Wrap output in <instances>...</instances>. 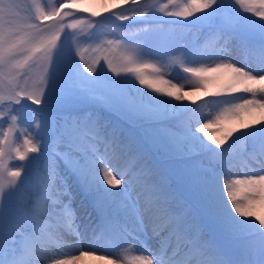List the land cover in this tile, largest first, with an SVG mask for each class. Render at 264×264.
Here are the masks:
<instances>
[{
	"label": "snow or ice",
	"instance_id": "1",
	"mask_svg": "<svg viewBox=\"0 0 264 264\" xmlns=\"http://www.w3.org/2000/svg\"><path fill=\"white\" fill-rule=\"evenodd\" d=\"M129 2L132 7L124 8ZM76 5L77 0H67L46 12L35 3L34 14L22 15L19 0H0V264H82L86 257L103 264H264V215L255 211L257 203L264 204V0L158 5L116 0L121 10L108 9L110 17L142 27L125 32L126 26L115 25L121 35L111 40L83 28L78 34L75 29L85 21L71 11ZM53 16L59 18L42 23ZM87 24L103 28L104 21ZM192 28L212 34L210 51L197 42L180 45L177 30ZM82 41L98 42L97 51L106 42L118 53L103 58L112 77L98 71L99 59L89 64L74 53ZM234 53L239 61L232 59ZM175 66L190 74L193 91L205 96L206 86L215 81L200 73L223 71L226 82L203 107L196 101L192 107L183 103L187 94L167 90L177 85L164 79V69ZM238 91L246 95H230ZM205 108L219 111L207 119ZM102 111L117 114L129 128L111 124ZM255 113L260 119L253 123L260 126L242 122L246 131L231 143L238 129L216 140L205 131L209 123ZM181 114H189L188 119L179 121ZM238 142L249 146L242 155L257 162L259 170L223 178ZM159 156L181 161L208 156L211 162L162 179ZM14 159L21 163H10ZM121 160L125 167L117 172L111 162ZM61 164L90 195L79 202L80 216ZM209 221L211 238L206 239ZM65 235L75 237L70 247L79 255L53 259L49 250L67 246ZM248 236L257 239L238 258L224 251L226 244ZM86 238L143 254L97 256L94 248L82 247Z\"/></svg>",
	"mask_w": 264,
	"mask_h": 264
},
{
	"label": "rangeland",
	"instance_id": "2",
	"mask_svg": "<svg viewBox=\"0 0 264 264\" xmlns=\"http://www.w3.org/2000/svg\"><path fill=\"white\" fill-rule=\"evenodd\" d=\"M160 1L163 0H148L149 3H153L155 2L156 4L158 3H162ZM30 11L32 13L30 14H34L35 13V8H33V6H30ZM158 14V13H157ZM255 19H259L254 17ZM171 19V18H169ZM193 19V18H192ZM180 20V19H177ZM109 22V21H108ZM114 22L115 20H110V23ZM183 22V21H181ZM142 27V25H138L139 28ZM135 28V29H136ZM193 31H197L198 33H189L188 38L189 40L186 41V43H192V42H197L200 45L204 46L205 48H207L209 51L211 49V46L213 44V36L211 33H209V31L207 29H199V28H192ZM100 31H98L97 29H94V33H97L98 35ZM100 40H111V39H116L113 38L111 36L105 37V36H99ZM234 42H237L234 39ZM93 44H95V46H90L88 48H78L76 50H74L75 52H79L81 55L84 56L85 60L89 63V64H95L96 60L99 59L100 63L96 65L98 71L101 72L102 75H107L109 77H111L113 75V73L111 74L110 71L107 70V66L105 65V61H104V57L108 56V57H112L114 55L115 52L110 51V46L105 42L102 45H100L101 50L97 51V47H98V42H92ZM73 59L76 61L77 64H80V60H79V56L75 55L73 56ZM232 59L234 61H239V57L235 55V53L232 56ZM212 61H208V64H211ZM208 64H205L204 66L207 68ZM101 65H103V67L101 68ZM192 67H200V64H192L189 65ZM239 66V63H238ZM107 70V71H106ZM166 75L164 76V79L166 80H171L173 84H176L177 87L174 88L176 93H178V95H188L187 100L183 101V103H187L192 107H196V105H200L201 107H203V102L206 100H210L211 97V93L212 92H216L219 91L221 86L226 82V74L223 71H205L200 73V75L202 77H205L207 79H211L214 80L215 83L214 84H209L207 85V89L209 92L208 96H205V92L204 91H193L192 88V80H191V76L190 74L187 73H183L182 70H179L178 66L172 67V68H166L164 69ZM34 72H38V69H34ZM159 87H166L165 85L161 84L158 85ZM171 86H167V90H170ZM144 91H150L143 89ZM155 95V93H153ZM230 95H235V96H240V95H246L242 92H236V93H231ZM163 99H168V97H161ZM192 101H196V105H193L191 102ZM175 103H181L180 101H174ZM29 104H31V102H29ZM33 108L37 107L36 105H32ZM97 110H100V106L97 105ZM218 109H214V108H205L204 109V114L207 117V119H213L215 114H218ZM211 113V115H210ZM101 114L103 115V117L109 121L110 123L115 122L116 126H122L124 128H129V126L124 122V120L118 116L117 114L114 113H110V112H106V111H102ZM188 115L189 114H181L178 117L179 121H184L188 119ZM207 119L204 120H200V122L196 123V127L199 128L202 126L203 123L207 122ZM253 118L252 116L250 117L247 114H241V117L238 119L236 117H228L227 119H222L220 121V123H209L207 129L205 130L209 136L212 137V140H216V139H220L222 138L224 132L226 130H230V129H238V131L233 132V136L229 138V141L227 143H231L233 140L236 139L237 136L240 135V133L242 131H246V129L241 128V123L242 122H247L250 125H252V127H259V124H254L253 123ZM259 120V119H256ZM7 126L5 125V128ZM197 135L204 137L205 142L207 143H212L211 140H208L207 136H204V133H200L198 132ZM22 140L19 141L18 146L22 147ZM213 147H216L215 145H213ZM234 149H235V154L233 156V162L232 164L228 167L227 171H228V176L227 177H223V178H227V179H237V178H243L244 173L245 172H251V171H258L259 170V164L253 160L250 159H246L244 158V156L242 155L243 151L246 150H250L249 146L247 144H243L241 145L239 142L234 145ZM166 157H157V161H158V165H159V171H160V178L162 179H169L170 177H174L177 174H181V173H185V172H191L196 170L198 167H203V166H207L210 164L211 162V158L208 156H201L198 157L196 159H188V160H184L181 161L183 163V165H186V168H181L176 166L175 164L171 163L170 157L167 158ZM10 163L12 164H19L21 163L18 160H12ZM112 166L117 170V172L121 171L124 167H125V161L121 160V161H112ZM60 171L63 175L66 176V178L68 179V183L71 186L70 187V191H71V195L75 198L73 203H74V207H77V215L80 216L82 215L81 210L79 209L78 205L79 202L81 200H85L87 201L88 199H90V195L88 193H86L76 182L75 179L68 174L65 169L63 164L60 165ZM117 178H119V176H117ZM222 178V179H223ZM222 182V180H221ZM241 191L237 192V196L239 197L241 195ZM255 211L257 212L258 215H260V213H258V208H255ZM210 228H211V222H208V226L205 227V238L206 239H210L211 238V233H210ZM90 236V233H89ZM148 236L150 237L151 235H149V229H148ZM73 235H65L64 236V240H63V244L66 245V243L69 240H73ZM87 239V238H86ZM143 239L141 238L140 243H135L134 248L135 249H139L141 247V244L143 243ZM256 237L255 236H248V237H239L237 238L234 242H232L231 244H226L224 251L231 256L233 259L238 258L240 252L243 250V248L247 245L250 244H254L256 241ZM87 242L90 243L89 239H87ZM149 244L152 243L151 240L148 241ZM91 244V243H90ZM99 244L103 245L105 250L101 251L103 253H105V255L111 256V258L115 259L117 257V254H119L120 258L123 259L125 256H133V255H140L143 254L141 251H136V250H126L124 248H121L119 250H117L116 248H113L111 246H108L107 244L100 242V243H96V244H92L95 246H100ZM90 247H92L91 245H89ZM101 248V247H100ZM50 250H57L60 253H58L59 255H52L53 259H61V256L65 254L64 258H70L71 257V251H68L66 249H64V246L62 247H55L53 246ZM130 251H133V254H129ZM48 264H51V261H48Z\"/></svg>",
	"mask_w": 264,
	"mask_h": 264
},
{
	"label": "bare ground",
	"instance_id": "3",
	"mask_svg": "<svg viewBox=\"0 0 264 264\" xmlns=\"http://www.w3.org/2000/svg\"><path fill=\"white\" fill-rule=\"evenodd\" d=\"M19 2L22 5V8L24 9V11H22V15L25 14H30L32 13L30 11V6L33 8H35V3H38L41 8L46 11V12H51L54 9H56L57 7H59V5L61 3H65L67 2V0H35V3L33 2V0H19ZM119 2L121 4H123V0H119ZM145 2V0H140V3L143 4ZM160 2H166V0L160 1ZM180 3H184L186 2V0H179ZM159 4V3H158ZM157 4V5H158ZM116 5V0H107V2H105V0H77V5L75 9H72L71 11L74 12L75 14V18L76 19H83L85 21V24L82 26H78L77 29H75V31L79 34L81 32V28H83V32L84 33H88V32H94V29H97L99 32V36H111L113 38L119 39L121 33L115 28V25H124L125 27V32H130L135 30L136 27H138L139 24H137L135 21H118L115 20L114 18L110 17L109 12L107 11L108 9H113L117 12H119L121 9H118L115 7ZM124 8H129L132 7L131 3L129 2L128 4H124L123 5ZM81 9H86L87 11H80ZM99 12L101 13L100 16L98 17H92L90 14L91 12ZM129 15H131V13H129ZM58 16H53L50 17L48 20H44L42 21V23H51V20L53 19H58ZM69 20H71L72 18H68ZM171 19H180V18H171ZM192 18H189V20H191ZM104 21V26L103 28H89L87 22L88 21ZM110 20H115L114 22L110 23ZM109 21V22H108ZM131 24V29H129L127 26H129ZM198 33L196 30L193 31L192 29H178L177 30V36L176 39L179 41L180 45H183L184 43H186V41L189 40L188 35L189 33ZM90 46H95V44H93L92 42H88V41H82L81 43L74 45V50L78 49V48H88ZM118 55L117 52L114 53L113 56ZM156 62V61H153ZM106 65V64H105ZM108 70V69H107ZM106 70V71H107ZM112 74V73H111ZM113 76V75H112ZM111 76V77H112ZM138 87H140L139 85H137ZM148 90V89H145ZM171 92L176 93L174 88H170ZM255 119H260V115L259 113H255L254 116H252ZM244 152V151H243ZM241 189L243 188V186H240ZM242 193V191H241ZM255 208H258V213H260V215H264V204H260L257 203L255 205ZM149 235H151V229H149ZM66 243L67 246H64V249L71 251V256L72 255H79V251L70 247V245H73L75 243V237H73V240H69ZM94 248L95 249V255L99 256V255H105V253L101 252L104 251L105 248L103 245L99 244L100 246H95L90 244L89 242H87V239H85L83 241L82 247L87 250L88 248ZM101 247V248H100ZM58 253H60L57 250H49V256L53 257L52 255H59ZM129 254H133V251H130ZM65 254L61 256V259H69L64 258ZM50 261V260H49ZM82 264H103V262L99 261V260H94V259H90V258H84Z\"/></svg>",
	"mask_w": 264,
	"mask_h": 264
}]
</instances>
